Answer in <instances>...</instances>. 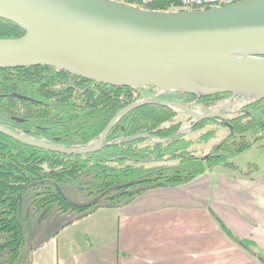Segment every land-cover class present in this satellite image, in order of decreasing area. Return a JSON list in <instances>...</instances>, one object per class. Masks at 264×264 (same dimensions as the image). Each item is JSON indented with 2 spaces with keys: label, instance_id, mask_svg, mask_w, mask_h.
<instances>
[{
  "label": "trees",
  "instance_id": "obj_1",
  "mask_svg": "<svg viewBox=\"0 0 264 264\" xmlns=\"http://www.w3.org/2000/svg\"><path fill=\"white\" fill-rule=\"evenodd\" d=\"M117 1L136 4L135 0ZM144 8L175 10L178 2L158 0ZM23 34L21 27L0 18V39ZM143 96L208 113L230 94L202 96L104 85L50 66L0 68V124L66 147L89 145L116 112ZM180 113L159 104L131 109L115 121L99 149L83 155L48 151L0 133V264H32L34 247L28 248L18 218L28 188L36 191L31 207L36 214L54 205L61 214L88 216L102 208H121L148 190L179 186L219 167L236 169L232 159L264 138V98L240 103L235 115L228 118L219 115L194 120L188 114L185 128V121L177 119ZM207 125L228 132L216 141L215 129L201 131ZM195 131L201 132L189 138ZM211 140L215 142L204 155L192 151L195 144ZM73 184L83 185L92 201L69 200L62 187ZM219 224L234 242L264 264V252L258 253L252 240L239 238Z\"/></svg>",
  "mask_w": 264,
  "mask_h": 264
},
{
  "label": "water",
  "instance_id": "obj_2",
  "mask_svg": "<svg viewBox=\"0 0 264 264\" xmlns=\"http://www.w3.org/2000/svg\"><path fill=\"white\" fill-rule=\"evenodd\" d=\"M0 18L24 31L0 39V68L50 66L104 85L230 94L208 113L143 96L116 112L85 147L49 143L0 124V133L33 147L93 152L123 113L145 104L168 105L200 120L264 98V0L207 10L144 9L117 0H0Z\"/></svg>",
  "mask_w": 264,
  "mask_h": 264
},
{
  "label": "crops",
  "instance_id": "obj_3",
  "mask_svg": "<svg viewBox=\"0 0 264 264\" xmlns=\"http://www.w3.org/2000/svg\"><path fill=\"white\" fill-rule=\"evenodd\" d=\"M251 175L219 167L119 209H98L97 223L83 217L65 227L35 251L32 264H252L219 226L264 250V178Z\"/></svg>",
  "mask_w": 264,
  "mask_h": 264
},
{
  "label": "rangeland",
  "instance_id": "obj_4",
  "mask_svg": "<svg viewBox=\"0 0 264 264\" xmlns=\"http://www.w3.org/2000/svg\"><path fill=\"white\" fill-rule=\"evenodd\" d=\"M175 10H178V9H175ZM228 99H229V97L226 99L220 100L219 102L216 103V105L213 108L219 107L223 103L227 102ZM239 105H240V103L230 107L228 113L222 114L223 117L228 118V117L234 116L236 110L239 108ZM197 112H200V111H197ZM177 119L185 121L183 123L184 128L187 126V124H188V122H187L188 114L187 113H184V112L180 113L178 115ZM207 129H215L216 130V133H217L216 141L219 139L218 136L222 137L228 132L227 129L217 127L215 125H207L201 131H204ZM201 131H195V132L189 133L188 137L194 139L197 137V135ZM214 142H215V140H213V141L211 140L206 144H195L192 147V151L196 155H204L205 153H207L209 151L211 145ZM232 161L237 166V168L236 169L227 168V169L234 176H240L241 174L245 175L246 173L248 174V173L253 172V175H251V176H253L255 179L256 178H264V138L258 144L254 145L250 150L234 157L232 159ZM254 166H256L258 169H254ZM62 191L69 198V200H71L72 202H75V203H86V202L92 201V199H93L91 196L86 195V191L84 190L83 185L79 186V185L73 184V185L63 186ZM35 192L36 191L32 190L31 188H28L26 191H24V193L22 195L20 208L18 211V218H19V220L23 226L24 232H25V236L27 239V246H28V248H30L31 246L34 247L30 253L31 261L33 260V256H34L35 251L42 247V245L46 242L45 240L52 233H54L56 231L59 233L62 229H64L67 226H71L72 224H74L73 228L78 227L76 225H79V224H76V223L78 221H80V219L83 217H84V220L86 221L85 223H87V224H90L91 222L97 223L99 218H100V213H101V212H99L100 210L97 211L98 212L97 214H96V211H95V214L93 212V214H94L93 216H90V215H92V214H90L88 216L78 217L75 214H61L55 210L56 208L54 205H51V206L47 207L45 209V211L36 214V212H34V210L31 209L32 200L34 199ZM111 208L119 209L118 207H116V208L111 207ZM66 223H68V225H66ZM57 234H55V235H57ZM234 244L239 246L236 242H234ZM239 247L250 258L252 264H259V262L255 261V259L257 260V257L254 254L249 252V250H247L244 247H241V246H239ZM256 250L258 253L264 252V250H258V248H256Z\"/></svg>",
  "mask_w": 264,
  "mask_h": 264
},
{
  "label": "built area",
  "instance_id": "obj_5",
  "mask_svg": "<svg viewBox=\"0 0 264 264\" xmlns=\"http://www.w3.org/2000/svg\"><path fill=\"white\" fill-rule=\"evenodd\" d=\"M158 0H135L136 7L144 8L145 5ZM243 0H177L178 10H207L221 6L231 5ZM145 9V8H144Z\"/></svg>",
  "mask_w": 264,
  "mask_h": 264
}]
</instances>
